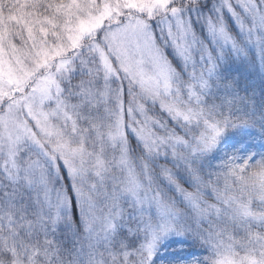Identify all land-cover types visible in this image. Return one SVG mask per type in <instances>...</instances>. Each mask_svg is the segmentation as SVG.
<instances>
[{
  "label": "snow or ice",
  "instance_id": "1",
  "mask_svg": "<svg viewBox=\"0 0 264 264\" xmlns=\"http://www.w3.org/2000/svg\"><path fill=\"white\" fill-rule=\"evenodd\" d=\"M0 264H264V0H0Z\"/></svg>",
  "mask_w": 264,
  "mask_h": 264
},
{
  "label": "trees",
  "instance_id": "2",
  "mask_svg": "<svg viewBox=\"0 0 264 264\" xmlns=\"http://www.w3.org/2000/svg\"><path fill=\"white\" fill-rule=\"evenodd\" d=\"M168 257H166V259H167Z\"/></svg>",
  "mask_w": 264,
  "mask_h": 264
}]
</instances>
